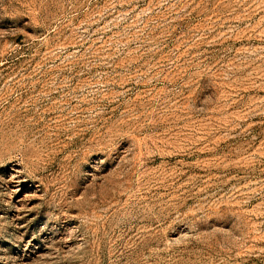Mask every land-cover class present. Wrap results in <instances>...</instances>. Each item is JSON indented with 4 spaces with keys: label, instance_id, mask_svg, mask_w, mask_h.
Here are the masks:
<instances>
[{
    "label": "rangeland",
    "instance_id": "1",
    "mask_svg": "<svg viewBox=\"0 0 264 264\" xmlns=\"http://www.w3.org/2000/svg\"><path fill=\"white\" fill-rule=\"evenodd\" d=\"M0 264H264V0H0Z\"/></svg>",
    "mask_w": 264,
    "mask_h": 264
}]
</instances>
